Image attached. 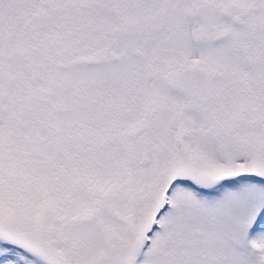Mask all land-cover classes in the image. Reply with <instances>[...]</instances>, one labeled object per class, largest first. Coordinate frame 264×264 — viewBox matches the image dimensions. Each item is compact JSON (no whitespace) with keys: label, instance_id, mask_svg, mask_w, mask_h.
<instances>
[{"label":"snow or ice","instance_id":"snow-or-ice-1","mask_svg":"<svg viewBox=\"0 0 264 264\" xmlns=\"http://www.w3.org/2000/svg\"><path fill=\"white\" fill-rule=\"evenodd\" d=\"M0 264H264V0H0Z\"/></svg>","mask_w":264,"mask_h":264}]
</instances>
